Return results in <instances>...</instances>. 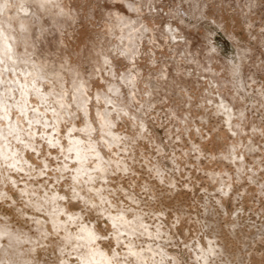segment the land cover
<instances>
[{"label":"clouds","instance_id":"clouds-1","mask_svg":"<svg viewBox=\"0 0 264 264\" xmlns=\"http://www.w3.org/2000/svg\"><path fill=\"white\" fill-rule=\"evenodd\" d=\"M229 3L245 27L264 16V0ZM69 4L11 0L4 7L16 14L0 9V264H252L235 233L216 226L215 193L205 190L200 219L182 212L165 223L164 212L154 210L157 193L176 188L193 153H199L200 171L201 157L238 163V179L244 155L253 151L238 143L226 155L207 157L197 145L185 151L182 142L190 121L177 114L182 101L171 95L175 81L166 67L177 61L178 48L185 65L219 81L218 94L232 91L236 99L244 90L240 63L217 47L207 49L201 63L179 30L215 23L206 13L212 0ZM45 18L51 27L43 25ZM53 29L59 47L41 51ZM214 35L206 32L202 39L210 45ZM166 87L172 105L163 95ZM258 103L264 108V93ZM220 107L231 115L223 102ZM157 127L166 128V140L155 134ZM137 170L146 182L133 179H141ZM209 179L219 182L216 193L228 195L232 177L224 172ZM181 221L194 225L183 239L176 231Z\"/></svg>","mask_w":264,"mask_h":264},{"label":"rangeland","instance_id":"rangeland-1","mask_svg":"<svg viewBox=\"0 0 264 264\" xmlns=\"http://www.w3.org/2000/svg\"><path fill=\"white\" fill-rule=\"evenodd\" d=\"M214 1L215 0L212 2ZM223 6L224 9L221 12L219 11L220 14L218 13L217 16H215L216 18L209 17L210 20L215 21V23H201L198 28L190 30L181 26L183 28L181 32L184 33V30L187 29L188 31L185 30V35L190 37L187 42L195 43L196 47L199 42L203 41V36H201L203 35L202 31L203 33L205 32L204 34H206V32H213L215 35L212 37L211 44L222 49L221 55L230 54L233 60L240 64L242 63L240 62L241 60L244 61V64L248 60L255 62V67L252 65L253 63L249 65L248 62L246 63L247 65L245 64L246 66L243 64L241 67V71L244 72L245 69L247 71H245L246 73L244 74L241 72L242 75L240 76L241 82L243 81L244 90L236 99H233L235 93L232 91H229L226 95L218 94L217 89L219 88V81H212V78H209L211 74L205 72L203 74L201 73L200 79L195 77L198 76V74L195 75L196 73H192V70L196 71L197 68L193 65L195 69L193 67L189 69L191 68L190 65H188L189 68L185 65V68H187L186 70L183 67L184 63H179L181 60L178 57L179 59H177L176 62H178V60L180 61L177 64L179 65L177 68L182 66V69L178 70L176 68V70L174 68V70L177 72L182 71V73H184V70L188 72L192 71L191 73L193 76L195 75V78L193 79L192 75H190L192 77L187 75L188 80L186 81H190V83L193 84L186 86L184 83V85H182L184 88L178 86L179 89L184 90L178 97L176 96L177 91H175L178 87L175 83L173 86H175L176 89L173 87L171 95L176 98L177 102L182 101V103H180L182 111L177 114L181 115L182 118V115L188 113L191 117V120H189L191 131L187 136L182 137L185 151L193 145H197L200 150L204 152L205 156L219 157L222 153L226 155V149H230L233 145L238 143L251 146L253 151H249L244 155V164L246 167L244 173L238 179L236 172V169L239 167L238 163L236 165H231L228 161L219 163L217 161H212L209 163L208 160L201 157L199 167L202 168L203 171H200L195 163V156L199 155V153H193L188 162L189 167L184 169V178L181 180L180 177H177L176 188H168L163 194L157 193L159 200L157 208L154 210H162L164 212L163 220L165 223H168L170 220H175L182 212L191 215L194 219H200L202 217L198 215L197 209H199L200 213L203 212V209L199 206L204 203L205 190L215 193L216 200L219 201V203L215 205V211L217 213L215 217L216 226L228 233H235L234 239L237 241L238 246L248 249V258L252 264H255L256 261L264 259V108H261L258 103L260 94L264 93V31H261L262 27H264V23H262L264 22V16H258L253 27H245V22L241 21L239 18L233 17L229 0L228 2H224ZM166 10H168V8ZM221 20L223 21L222 23ZM157 23H159V21H157ZM225 25L228 26L226 27ZM188 32L191 35H189ZM237 44L242 47L238 48ZM246 44L250 46L248 47ZM247 47L254 50H250L252 52L248 50L247 56L242 57L240 52L244 50V48L246 50ZM200 48L202 49V47ZM178 49L180 52L181 48ZM204 49L203 53L206 54L207 51ZM163 52L166 57L171 55L166 48L163 49ZM179 52H176V54H179ZM156 54L160 56L161 51L157 50ZM176 62L170 61L167 64L171 65L170 67L174 65V67H176V64H174ZM248 71H254L252 73H255L256 76L253 75L256 78L254 76L252 77V73L250 74L253 80L250 79L251 77H247ZM198 73L200 72L198 71ZM178 74L179 73H177V75ZM204 74L206 75L204 76ZM245 74L247 75L245 76ZM182 76H184V74ZM195 79H199V81L197 82ZM247 80H252V82L248 83ZM210 81H212L211 84ZM179 84L181 85L182 83L180 82ZM168 91V89L167 91L165 90L163 95L169 99V105H172L173 101L168 97ZM231 93L234 95L231 96ZM245 93H247V95H245ZM216 99H218L217 101L221 99L220 102L223 100L232 111L233 108L236 107L235 112L240 111L243 114V118L241 119L237 115L232 117L231 114L229 117H232V119L226 120L227 118H225V115L227 114H225V111L217 108V105L221 103L217 102ZM215 103L219 104L216 105ZM203 116L206 118L204 119ZM236 125H239L240 128L243 129L242 133ZM197 129H199V132ZM155 134L164 140L167 139L166 128L157 127L155 129ZM180 146L181 141H178L177 148ZM144 148L146 151L148 150L146 144ZM244 151V149H241V152ZM179 154L180 153L177 152V155ZM224 172L227 173V176L232 177V180L230 182L231 186L227 189L228 195L226 197H221L219 193H216V189L220 187L219 182L217 181V183L213 184L209 179V174H222ZM137 177H141V179H137L136 177L133 178L136 180L137 184L146 182L143 181L140 170H137ZM223 178L227 179V177ZM122 185L127 190V183L122 182ZM125 202L130 203V201ZM185 219H187V216H185ZM192 227H194V225L187 226L181 221V225L176 229L177 233L180 235V239L184 238L185 233L192 235Z\"/></svg>","mask_w":264,"mask_h":264},{"label":"bare ground","instance_id":"bare-ground-1","mask_svg":"<svg viewBox=\"0 0 264 264\" xmlns=\"http://www.w3.org/2000/svg\"><path fill=\"white\" fill-rule=\"evenodd\" d=\"M213 1V0H212ZM11 2V0H0V9H3L5 12H7V14L9 15V16H12V15H14V14H16L17 12H18V10H16V9H9V8H5L4 6H5V4L6 3H10ZM75 2H76V0H70V4H69V9H71V8H74L75 7ZM215 2V3H214ZM214 2H212V4L211 5H209L208 6V8L206 9V13H207V15L209 16V17H213V18H216L215 16H217V14L219 13V11L221 12L223 9H224V6H223V4H224V2H228V0H215ZM118 7H122V6H118ZM158 7V9H159V7H160V5H158L157 6ZM167 9V7L166 8H164V12H167L168 10H166ZM123 14H125V15H127V11L126 10H123ZM164 13L162 12L161 13V15H163ZM216 14V15H215ZM220 14V13H219ZM19 15L21 16V17H23L24 16V13H22V12H20L19 13ZM220 16V15H219ZM219 18V17H218ZM235 19V18H234ZM233 21V20H232ZM235 21V20H234ZM223 21L221 20V23H222ZM226 24V23H225ZM43 25L45 26V27H51V21H50V18H45L44 20H43ZM163 25L161 24V27H162ZM226 26V25H225ZM228 26V25H227ZM226 26V27H227ZM245 26V25H244ZM179 30L180 31H183V28L180 26L179 27ZM185 30H187V29H185ZM185 30H184V35H185ZM190 30V29H189ZM188 31V30H187ZM187 33V32H186ZM189 33V32H188ZM201 33V32H200ZM205 33V32H204ZM203 33V31H202V34L203 35H201V36H205V34ZM232 33V32H231ZM230 33V34H231ZM236 34V33H235ZM189 35H191L190 33H189ZM190 37L187 35H185V41L187 42V40L189 39ZM234 38V37H233ZM60 39H61V37H60V35H59V33L58 32H56L55 31V29H53L52 30V32H51V34H49V33H45V35H44V37H43V39H42V42H41V44H40V49H41V51H45V52H49V53H54L55 51H56V49L59 47V41H60ZM212 39V38H211ZM234 40V39H233ZM66 43L68 42V41H65ZM199 42V41H198ZM235 42H236V39H235ZM162 43V42H161ZM237 43H239V42H237ZM240 44H242V43H240ZM202 45V46H201ZM247 45V44H246ZM187 46H188V51H190V52H192V53H194V54H197L196 55V59H199L200 60V62L201 63H203L204 61L201 59V57L202 56H205L206 54L205 53H203V49L205 50V51H207V49H209L210 47H215L214 45H212V44H208L207 43V41L206 40H204L203 39V41L202 42H199L198 43V46L196 47L195 46V43H193V42H187ZM237 46H238V44H237ZM248 46V45H247ZM250 46V45H249ZM248 46V47H249ZM200 47H202V49L200 48ZM240 47H242V46H238V48H240ZM245 47V46H244ZM247 47V49L245 50V48H244V50H242L240 53H241V55H242V57L244 56V57H246L247 56V54H248V52L250 51V50H252V48H248ZM243 49V48H242ZM179 49H177V52H179L178 51ZM183 49L181 48V50H180V52L182 51ZM249 50V51H248ZM254 50V49H253ZM252 50V51H253ZM252 51H250V52H252ZM180 52H179V54H180ZM201 52V53H200ZM207 53V52H206ZM238 53V52H237ZM178 53L176 54L177 55V59H179L178 57V55H179ZM157 55V54H156ZM249 56V55H248ZM49 59H52V57L51 56H49ZM242 59V58H241ZM239 60H240V58H239ZM180 60H178V62H179ZM203 61V62H202ZM250 60H248L247 62H248V64L249 65H251L252 63V65L255 67L256 66V63L255 62H252V61H250ZM176 62V61H175ZM178 62H176V63H174V64H176V67H174V66H172V67H170L171 65H166V67H167V70H168V76H169V80L170 81H175V83L177 84V87L179 86H181L182 87V85H184V83H185V85L187 86V85H189V84H193V83H190V81H186V80H188V78H187V75H184V76H182L183 75V73H182V71L181 72H177V71H175L174 70V68L176 69L179 65H177L178 64ZM182 62V60L179 62V63H181ZM240 62H242L241 64V67L243 66V62L244 61H240ZM246 62V63H247ZM262 62V61H261ZM183 63V62H182ZM245 63V64H246ZM263 63V62H262ZM244 64V66H246ZM181 65V64H180ZM184 66V68H185V64H183ZM196 67V65L195 64H192V66L190 65V67L191 68H189V66L187 65L186 67H188L189 69H192V67L195 69V67ZM248 65V66H249ZM206 66V65H205ZM182 66H180V68H177L178 70H181L182 68H181ZM252 67V66H251ZM197 68V67H196ZM245 68V67H244ZM263 68H264V66H263ZM176 69V70H177ZM186 70H187V68H185ZM188 69V70H189ZM242 69V68H241ZM184 70V69H183ZM174 71V72H173ZM190 71V70H189ZM193 71V72H192ZM192 71H190V72H192V73H196L195 75H197L198 74V76H195V77H198L199 79H200V77H201V73H198V69H196V71L195 70H192ZM217 71H219V69H217ZM245 71H246V69H245ZM243 72V71H241V72H243L242 74H244V73H246V72ZM183 72H185V70L183 71ZM249 73H248V75H250V76H248L247 74H245V76L247 75V77H251V74L250 73H252V72H254V71H252V72H250V71H248ZM177 73H179L178 75H177ZM192 73H191V75H192ZM205 73H207V72H205ZM203 74V73H202ZM210 74V73H209ZM209 74H207V75H209ZM241 74V75H242ZM255 75V73H252V77ZM206 74H204V76H205ZM189 77H192V76H190V75H188ZM193 76V79L195 78ZM256 76V75H255ZM254 76V77H255ZM247 77H245V78H247ZM252 77L250 78V79H252ZM210 79L212 78V76L211 77H209ZM256 78V77H255ZM197 79V78H196ZM195 79V80H196ZM199 79L198 80H196L197 82L199 81ZM242 80H243V77H242ZM248 80H249V78H248ZM247 80V81H248ZM253 80V79H252ZM252 80L251 81H248V83H250V82H252ZM181 82L182 84L180 85L179 83ZM242 83H243V81H242ZM219 84V83H218ZM173 85H175V84H173ZM171 86L172 88H171V90H173V87H175V86ZM186 86H185V88H186ZM179 87L177 88V90H175L176 89V87H175V91H178L179 90ZM182 88H184V87H182ZM168 89V88H167ZM167 89H166V91H167ZM169 90V89H168ZM234 94L233 93H231V96H233ZM210 99V98H209ZM218 99H216V101H217ZM221 100V99H220ZM220 100L219 101H217V102H220ZM210 101V100H209ZM221 102H223V100L221 101ZM220 102V103H221ZM225 105H226V103L225 102H223ZM216 104V103H215ZM217 104H219V103H217ZM216 104V105H217ZM220 105L221 104H219V105H217L218 107L217 108H219L220 110H223V111H225V109L224 108H222V107H220ZM174 106V105H173ZM227 107H228V109H230L229 108V106L227 105ZM235 109H236V107L235 108H233V111L230 109V112H231V114H232V117H235V115H237V116H239L240 117V114H241V112L240 111H236L235 112ZM225 114H227V113H225ZM183 116H188L189 117V120H191V117L189 116V114L188 113H185V115H182V118H183ZM226 117L225 118H227L226 120H231L232 119V117H229L230 115L229 114H227V115H225ZM204 117V116H203ZM206 117H204V119H205ZM229 123H230V121H229ZM236 128V127H235ZM235 130V129H234ZM236 130L238 131V129L236 128ZM129 219H131V216H129L128 217ZM134 239V238H133Z\"/></svg>","mask_w":264,"mask_h":264}]
</instances>
